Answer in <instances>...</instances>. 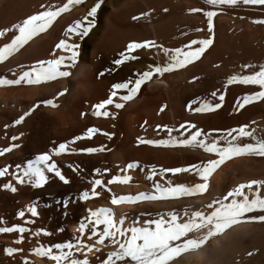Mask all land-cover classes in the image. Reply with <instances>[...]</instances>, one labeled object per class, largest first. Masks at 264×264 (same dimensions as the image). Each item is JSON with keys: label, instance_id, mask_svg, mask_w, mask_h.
<instances>
[{"label": "bare ground", "instance_id": "6f19581e", "mask_svg": "<svg viewBox=\"0 0 264 264\" xmlns=\"http://www.w3.org/2000/svg\"><path fill=\"white\" fill-rule=\"evenodd\" d=\"M161 2V0H102L89 35L82 41L77 37L69 40L78 43L81 49L75 67L70 69L69 77L57 78L38 85L23 83L0 85V148L11 143L20 145L0 155V167L9 165L11 170L12 166L23 165L28 159L46 150L53 142L58 144L63 140H70L72 136L80 135L87 127L101 130L94 133L90 139L85 137L67 145L66 151L55 157L69 183L65 184L53 176L42 187L35 189L30 185H16L14 181L13 184L17 188L15 193L0 189L2 221L0 227L7 228L17 224L29 230L25 233L17 231L0 233V264H52L49 257L38 255L31 249L51 245L56 239L70 240L72 233L69 229L74 230L80 217L86 215L85 210L97 206H111L112 194L134 195L140 191H153L152 182L146 179L148 165L183 167L209 157L215 158L214 154L205 153L199 148L138 145L136 143L138 136L152 139L163 138L166 135L165 133L156 135V132H159V129H155L156 124L174 126L187 120L204 130L247 124L250 129L255 128L258 135H264V103L254 101L238 112L233 107L237 96L258 89L255 86L239 84L224 87L227 77L239 72L242 64L255 65L257 69L260 64H264V43L257 50L249 51L250 53L245 51L244 54L239 48L244 39L231 28L220 29L217 35L213 34V43L206 48L198 61L170 73H154L141 86L137 95L118 110L115 119L91 115L90 105L106 98L112 83L129 78L133 70H145L148 64L155 65L157 60L163 64L166 60L163 53L156 56L153 49L141 48L133 52L139 57L138 60L123 62L115 72L109 71L99 76L98 73L103 69L115 67L112 61L119 58L118 53L124 50L128 42L148 40L167 48H174L187 45L190 40L196 39L195 36H184L182 45L173 44L177 35L172 31H163L162 22L158 17L149 23L145 32L142 30V33L130 34V30L129 34L126 33L125 30L129 27L126 23L128 19H132L130 17L140 19L158 15ZM94 3L95 0H79L78 3H72L71 0H0V29H11L12 24L37 11L49 8L55 10L57 7L68 5L66 11L55 17L43 32L38 33L25 46L7 57L6 61L0 62V76L15 78L21 70L18 66L22 65L26 70L34 61L50 58L49 53L54 45L62 38L68 39L65 35L67 27L86 16ZM42 4L45 6L44 9L40 8ZM236 7L264 15V5ZM195 18V22L205 24L202 18ZM124 31L125 33H122ZM13 35L15 32L10 30L0 36V46L10 42ZM205 35L202 37L205 38ZM62 89L67 91L56 97L58 103L56 108L38 105L21 124L13 126L12 121L37 100L52 98ZM213 91L225 92V100L220 109L207 113H193L187 110L189 100L196 96L209 98ZM211 99L218 102L215 98ZM107 107L109 111L113 110L111 106ZM81 112L85 113L83 117L80 115ZM141 124H145V127L141 128ZM20 132L24 135L18 140L10 139ZM102 132H111L114 135L108 140ZM115 138L118 140L117 143ZM101 145L105 150L92 154L71 152V148ZM132 161H138V167L125 172L126 165ZM68 164H78L83 171L78 170L77 175L67 167ZM94 168L101 169L99 174L102 176V182L111 191L102 189V197L89 198L82 204L78 199L79 193L84 188L91 189L89 188L91 186L88 187V183L82 179L86 175V179L89 174L93 175ZM104 168L109 171L103 172ZM125 174L130 177L128 182L120 184L114 181L111 185L107 184L112 175ZM7 179L10 177H0V183L6 182ZM208 179L209 190L203 194L162 202H142L134 206L122 204L113 207H116L117 216L123 211L130 219L135 217L137 212L155 213L173 208L180 211L185 207L194 211L199 209L202 203L223 194L237 183L248 179H264V158L254 156L231 158L215 169ZM153 180L161 183L171 180L173 183L185 184L202 182L192 173H166L163 179L157 176L153 177ZM65 198L68 199L67 205L64 204ZM33 200L37 202L38 215L32 217L30 213L25 212L23 217H18L16 213L23 211ZM144 218L147 217H141ZM27 220H32L33 223L28 224ZM36 228H45L53 234L47 237L43 233L39 236L33 235ZM57 229L61 231L57 232ZM189 235L198 237L199 233ZM20 237L23 239L17 243ZM5 248H18L20 251L9 255L5 253ZM96 255L104 258L102 254ZM170 264H264V222H241L233 225L223 233L210 237L199 249L182 253Z\"/></svg>", "mask_w": 264, "mask_h": 264}, {"label": "snow or ice", "instance_id": "6c2138e0", "mask_svg": "<svg viewBox=\"0 0 264 264\" xmlns=\"http://www.w3.org/2000/svg\"><path fill=\"white\" fill-rule=\"evenodd\" d=\"M72 3H78L79 0H71ZM102 0H95V3L88 10L86 16L70 24L65 30L68 39H60L49 53L50 58L38 59L31 63L26 70L24 66H18L21 70L15 78L8 79L0 76V85H38L42 82H49L57 78L69 77L70 69L75 67L78 56L81 52L80 46L76 42H69L72 37L79 40L85 39L95 22V15L101 6ZM207 4L217 5H236L238 0H206ZM244 5H264V0H242ZM68 5L57 7L55 10L45 9L28 15L20 22L11 25V29H0V36L6 32L14 31L10 42L0 46V62L6 61L14 52L25 46L34 36L43 32L53 21L66 11ZM41 9L45 6L42 4ZM191 12L200 11L199 9H189ZM215 11H205L207 17L206 38L192 39L187 45L181 47L167 48L161 44L144 40L142 42H128L123 51L118 53L117 59L112 61L115 67L105 68L99 76L106 72H115L123 62L136 61L139 59L134 55V50L141 48H151L156 56L163 53L166 60L161 64L158 60L153 64H148L145 70H133L132 75L121 82H114L110 85V90L106 98L98 103L90 105L91 115L95 117H110L115 119L118 110L122 109L125 102L131 101L141 89L145 81L149 80L153 74L170 73L176 69L198 61L201 55L213 43ZM92 19H89V18ZM136 19V17H133ZM264 24V19L256 21ZM200 31V29H195ZM247 70V72H245ZM196 79V77H193ZM239 84L246 86H255L258 90H251L242 96H237L234 102V110L240 111L246 105L254 101L264 103V64L258 66L244 63L240 66V71L229 75L225 81L224 87ZM67 89L58 91L52 98L37 100L27 111L12 121L13 126L21 124L26 117L37 109L38 105L50 106L56 108L58 103L56 97L62 96ZM114 97L116 99H114ZM211 98H215L214 102ZM225 100L224 91H213L209 98L196 96L189 100L186 108L193 113H207L220 109ZM107 106H111L112 111ZM163 105L161 109H163ZM81 117L85 115L80 113ZM146 123V122H145ZM7 127V125H5ZM141 128L145 124L140 125ZM155 129H159L156 135L165 133L163 138L145 139L142 136L136 138V143L162 147H188L192 149H202L205 153L214 154L215 158H206L197 163H189L183 167H158L156 164L148 165L146 179L152 182L153 191H140L136 194H112L110 198L111 206H97L86 209V215H82L78 225L72 232L71 239L63 242L52 243L49 246H38L31 251L38 255L47 256L55 264H170L176 257L182 253L199 249L210 238L225 229L241 222H264V179H248L245 182L235 184L223 194L210 198L207 202L200 205L197 210H191L188 207L180 211L176 209L162 210L155 213L137 212L136 216L129 218L123 211L117 216L116 207L122 204L136 205L142 202H162L171 199L194 196L206 193L209 190V176L226 160L240 156H254L264 158V135H258L255 128L250 129L247 124H241L238 127H228L224 129L212 128L204 130L194 122L184 121L174 126L168 124H156ZM154 129V131H155ZM101 131L96 127H87L80 135H74L70 140L66 139L58 144L53 142L46 150L28 159L23 165L17 164L11 167L5 165L0 167V177H10L6 182L0 183V189L15 193L16 185H30L31 188L42 187L53 176L59 181L67 184L69 180L62 174L55 157H59L66 151V146L80 141L83 138H91L96 132ZM108 140H111L113 133L102 132ZM24 135L23 132L13 135L10 139L18 140ZM20 147L19 144L11 143L7 147L0 148V155ZM103 145L99 147L87 146L81 148H71L73 153L92 154L98 151H104ZM138 161L129 162L125 167L136 169ZM73 172L79 175L78 164H68ZM79 170V171H78ZM94 174H99L101 169L94 168ZM107 168L103 172L107 173ZM166 173H192L202 182L198 183H173L171 180L161 183L153 180V177L164 178ZM51 174V176L49 175ZM130 180L125 174L112 175L107 181L108 185L118 181L124 184ZM91 193L88 190H82L79 195V201L83 202L91 197H99L101 189L111 191L107 185L102 183L101 179L90 181ZM64 204H68V199H64ZM25 212L30 213L32 217L38 215L37 202L33 200L25 206L23 211H18L16 215L23 217ZM262 213V214H254ZM142 216L147 218L141 219ZM2 222V221H0ZM26 223H33L27 220ZM17 231L25 233L27 228L13 224L11 227H0V233ZM61 229H57V232ZM41 233L45 237L52 235L45 228H36L33 235L39 236ZM191 233H199L198 237H190ZM86 238V239H82ZM20 237L17 243L20 242ZM39 245V240L37 241ZM103 250V251H102ZM6 254L19 252L18 248H5ZM102 254L103 259L99 255ZM79 254V255H78ZM82 256V258H80Z\"/></svg>", "mask_w": 264, "mask_h": 264}, {"label": "rangeland", "instance_id": "374dc122", "mask_svg": "<svg viewBox=\"0 0 264 264\" xmlns=\"http://www.w3.org/2000/svg\"><path fill=\"white\" fill-rule=\"evenodd\" d=\"M162 5L160 6V11L158 15H149L143 18H136L131 20L128 19L126 23L129 27L125 30L128 34L132 32L134 33H142L149 27V23L155 20L157 17L160 19L161 29L166 32H173L177 35V38L174 40L173 44L182 45L184 41V36H195L197 38H203L202 35L207 33V17L204 16L205 11H215L216 15L213 17L214 21V32L213 34H218L220 29L231 28L237 31L238 35H240L244 41L241 44V50L244 54L245 51L250 53L253 50H257L260 45L264 43V24L256 22L261 19H264L263 13H256L246 10H241L236 6L244 5L242 0H238V3L234 5H217L212 6L207 4L206 0H161ZM196 8L200 11L191 12L189 9ZM197 18H202L205 24H200L199 22H195L194 20ZM145 18V19H144ZM170 27V28H169ZM173 30H172V29ZM195 29H200V31H196ZM143 30V31H142ZM122 32V33H125ZM142 31V32H141ZM203 32V33H201ZM121 33V32H117ZM208 34V33H207ZM206 34V35H207ZM201 35V36H200ZM205 35V38H206ZM199 36V37H198ZM250 51V52H249ZM118 136V135H117ZM120 137V136H118ZM116 143L118 142L117 138H115ZM115 143V144H116ZM87 176V175H86ZM85 176V177H86ZM90 176V177H89ZM87 179L84 177L82 181L88 183V187L91 186L90 181L93 179H101V174H89ZM87 181V182H86ZM103 183V182H102ZM90 184V185H89ZM91 188V187H89ZM82 190H88V188H84ZM81 190V191H82ZM100 191L103 196V191L99 187L96 189ZM91 193V189L88 190ZM99 196V198H100ZM90 199H97L98 197H91ZM84 202V201H83ZM80 201V203L84 204ZM69 232H73V230L69 229ZM63 239H56L53 243L63 242ZM49 246V245H48ZM52 264H55L52 261Z\"/></svg>", "mask_w": 264, "mask_h": 264}]
</instances>
